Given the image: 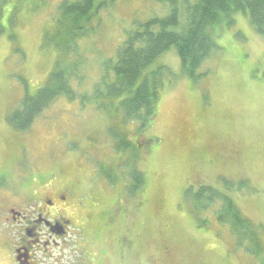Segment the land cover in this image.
<instances>
[{
	"label": "rangeland",
	"instance_id": "374dc122",
	"mask_svg": "<svg viewBox=\"0 0 264 264\" xmlns=\"http://www.w3.org/2000/svg\"><path fill=\"white\" fill-rule=\"evenodd\" d=\"M61 1L0 0V172L17 179L18 162L20 171L52 176L56 187L95 203L88 227L99 235L92 252L101 253V264H258L216 217L194 211L191 198L201 186L231 196L264 247V38L236 16L216 30L220 50L195 81L183 75L175 51L165 54L158 113L145 131L66 98L21 131L12 118L38 96L59 55L66 57L60 68L77 66L81 84L72 81L91 97L124 31L166 14L156 2L116 0L68 56L57 46ZM65 255L76 256L75 248Z\"/></svg>",
	"mask_w": 264,
	"mask_h": 264
},
{
	"label": "trees",
	"instance_id": "16d2710c",
	"mask_svg": "<svg viewBox=\"0 0 264 264\" xmlns=\"http://www.w3.org/2000/svg\"><path fill=\"white\" fill-rule=\"evenodd\" d=\"M115 1H61L56 13L60 26L65 27L60 35V43H56L59 52L69 56V52L77 50L79 39L93 33L95 21H102V12ZM148 1L163 5L166 14L153 13L149 20L135 21L132 28L124 31L115 55L103 62L100 85L91 97L79 92L80 89L72 81L76 78L79 86L81 84L76 75L77 66L68 70L60 68L66 57L59 55L60 61L49 74L43 89H38V96L26 98L24 112H17L13 116L11 123L14 127L26 131L52 101L66 98L70 101L79 99L81 103L85 100L109 113L112 118L119 115L124 122L138 124L139 132L145 131L151 127L158 113L164 88L163 77L167 70L161 63L165 54L175 51L183 75L195 81L208 75L203 71L205 62L220 50L216 30L235 24L236 16L247 18L255 32L264 38V0ZM137 146L133 144V148ZM186 195L195 196L191 190ZM191 202L194 211L216 217L215 220L226 226L231 236L237 239L239 246L252 254L258 264H264V247L257 227L242 216L231 196L213 187L201 186Z\"/></svg>",
	"mask_w": 264,
	"mask_h": 264
},
{
	"label": "flooded vegetation",
	"instance_id": "af4514ba",
	"mask_svg": "<svg viewBox=\"0 0 264 264\" xmlns=\"http://www.w3.org/2000/svg\"><path fill=\"white\" fill-rule=\"evenodd\" d=\"M17 179L0 172V255L6 264H101L90 209L79 192L56 187L52 176L20 171ZM36 166V165H35ZM27 170V169H26ZM75 248L74 257L66 250Z\"/></svg>",
	"mask_w": 264,
	"mask_h": 264
}]
</instances>
